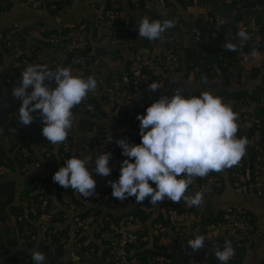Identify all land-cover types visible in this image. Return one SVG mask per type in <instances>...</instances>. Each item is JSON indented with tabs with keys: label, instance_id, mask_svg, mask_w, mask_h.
<instances>
[{
	"label": "built area",
	"instance_id": "obj_1",
	"mask_svg": "<svg viewBox=\"0 0 264 264\" xmlns=\"http://www.w3.org/2000/svg\"><path fill=\"white\" fill-rule=\"evenodd\" d=\"M141 1L143 0H130L133 11L137 12L140 17L148 16L150 20L157 18L161 21L171 19L170 10L172 6L169 0H151L152 4L148 6L142 5ZM197 1L198 10H191L187 14L191 20L189 27L184 26L178 19L175 22V27L177 28L175 34L172 36L165 34L162 39L152 41L159 45L160 43L165 45L164 52L160 53H156V51L144 53L142 50L134 48V40H132L130 30L131 17L121 10L116 0L92 2L90 4L93 10L91 18L85 16L78 23L68 25L69 27L76 25V27L67 33L57 29L45 35V37L34 38L28 26L21 27L19 23H15L2 34L0 41L8 49V56L15 59L12 63L22 70L29 64H44V61L36 55L37 46L30 47L29 51L32 55L29 54V56L25 53L26 45L23 40L30 38L43 47L47 46L64 53L65 57L58 66L70 67L73 75L84 78L92 75L97 79L98 86L95 91L90 92L81 104L74 107L76 109L74 113L77 121L73 123L66 141L59 144L62 149L61 153H59L62 162L69 159L66 156L68 152L71 153V158L77 157L83 159L90 156L92 157V161L95 160L94 151L96 155L103 152H111L112 157L109 166L112 168V171L117 168L120 171L121 162L127 157L122 155V149L117 145L116 140L125 139L130 144H139L141 142V139L138 141L134 140L132 136L134 132H131L132 129L124 128L127 125L129 126V116L145 114L146 108L161 96L167 95L170 98L178 88L176 85L177 81L175 80L176 82L173 83V75L183 69L186 64L183 62L185 51L189 50L192 46L195 47V45L205 40L206 37L214 40L221 37V29L224 23L222 16L213 10L215 9L214 7L212 9L206 7L207 0ZM235 1H238L241 5L240 11L244 15L245 31L250 35L249 40L253 39L251 44L258 43L262 38L260 33L263 24L256 20L255 13L257 11H264V2L247 3L245 0ZM70 2L71 0L65 2V8H67ZM106 2H109L110 6L104 11L103 18H100L97 13L103 11ZM22 3L35 8L48 9L42 0H26ZM53 7L51 6V8ZM224 38L238 45L240 59L241 49L244 48L245 41L240 46L241 40L232 29L224 34ZM118 42L121 43L123 52L128 55L125 59L126 68L122 71L121 69H114L105 72L104 70L108 67L107 59L114 58L117 56V53L111 54L107 50L100 53L95 48L104 43L113 46ZM87 48L90 49L87 51L86 56L81 57L79 52ZM201 50L204 55L209 53L207 47ZM201 50H195L193 54L199 56ZM224 58L223 52L215 56V59H218L217 61H220V63ZM5 68L4 61L0 57V73ZM219 68L220 66L217 62L209 61L205 56H199L196 62H191V66L187 72L188 75L193 77V83L198 87L195 90L197 91L196 96H199L202 91H209L213 95H217L221 87H223L221 77L219 76V72H217ZM149 69H157V71L161 72L160 74L163 73L157 81L161 87L155 93L149 89V85L152 83L148 73ZM99 71L100 73L101 71L104 72V74L102 73L101 76ZM202 76L207 78L208 82L206 84L202 82ZM209 82H212L211 86ZM46 83L49 82L46 81ZM50 86L55 87L56 85L54 82H51ZM183 95L188 96L187 94ZM105 97L107 98L106 100ZM220 97L239 114L237 137H243L247 128L252 127L261 118L257 105L264 107V88L259 92L258 98L251 99L249 96L237 97L226 94ZM92 98H95L99 102L106 114L102 117L92 116V122L99 124V126L95 124L93 126L81 125L79 123L81 118L97 113L94 102L90 101ZM107 120L115 122L114 127H111ZM121 132L123 133L121 134ZM9 134L11 137L17 135L27 137L25 133L20 132L15 127L9 129ZM105 134L110 135V137L104 136ZM79 138L82 139L80 140ZM74 139L81 141L77 144L75 150H73L74 147L72 145ZM111 139L112 141L110 142ZM256 148H260L262 153L256 157L251 165H249L250 153L247 152L238 165L226 168L219 173L211 172L204 178H194V182L189 186L188 190L200 191L204 195H209L219 187L233 185L242 194L264 195V148L260 147V144H257ZM21 153L24 157L27 156V148L23 147ZM35 166H38L37 163ZM114 176L115 174L111 172L108 177L114 179ZM152 187L155 188V184H152ZM92 199H107L112 201L114 197L111 192L95 190L94 195L84 198L83 202L87 205H92ZM56 202L58 203L57 207L65 211V219L67 216L71 217V228H82L85 230L89 226V222L93 223V217L81 219L78 216L82 207H78L74 202H69L65 191L61 193L60 199L56 198ZM41 203L43 208H47L49 204L47 199H43ZM143 209L147 213H150L151 217L155 216L156 206L143 207ZM157 212H161L163 218L160 221L151 222L147 230L145 229L146 225L140 222L134 214L126 212L120 217L117 225L114 226L113 232L104 231L101 233V237L107 239V247L109 248V252L103 260L104 264H141L140 260L133 255V252L142 250L148 245L152 246L154 243L153 237H157L155 241L156 246L168 250L175 245L178 238H182L188 246V241L193 239L197 234L205 236V245L199 251H193L188 246L189 250L187 254L190 257L188 264H193L192 260L198 254H203V250L205 249H222L226 240H230L235 249L234 257L228 261L232 263L237 259L236 243L242 238L254 240L262 233L260 227L250 220L245 210L235 207L227 209L221 218L211 220L206 225L200 222L202 214L195 208H189L188 205H179L178 207V205L174 204H165ZM44 216L45 218H49L46 214ZM17 219L21 221L22 217L18 216ZM48 227L47 225L43 228L40 242L43 246H49V249L56 251L57 244H50V231L46 232ZM27 232L28 230H26ZM220 235L227 236L219 238ZM60 245L67 250L66 254L62 256V260H57L56 264H88L86 256L80 259L75 254L76 247L80 246V243L77 242V237L74 233L70 234L68 241H60ZM145 261L146 264H172L166 259L164 254L158 253L148 255ZM27 262H33L32 264H34V261L29 257L22 259L18 264H27Z\"/></svg>",
	"mask_w": 264,
	"mask_h": 264
},
{
	"label": "clouds",
	"instance_id": "obj_2",
	"mask_svg": "<svg viewBox=\"0 0 264 264\" xmlns=\"http://www.w3.org/2000/svg\"><path fill=\"white\" fill-rule=\"evenodd\" d=\"M136 26L141 39L155 41L175 27V20H150L144 16ZM237 35L240 46L250 39L245 30ZM225 46L228 51L238 50V45L232 42H226ZM255 54L253 51L252 55ZM201 80L207 83L206 77L202 76ZM51 82L56 86L51 87ZM97 86L94 76L73 75L70 67L58 66L52 70L44 64H29L22 70L19 84L12 89V95L21 101L19 122L30 125L37 118L33 113H37L45 140L52 145L62 144L73 127L72 109ZM160 87L159 82L149 85L153 93ZM136 118L140 122L141 142L130 144L125 139L116 140L122 155L127 157L121 162L118 180L109 181L112 196L120 201L134 197L137 204H142L149 199L155 206L167 199L174 203L184 201L189 207L200 206L204 201L203 192L187 194L194 178L238 165L250 143L246 136L237 137L239 114L209 91H202L199 96H185L183 89L177 88L170 98L161 96L146 108L145 114H138ZM111 157V152H103L94 162L90 156L69 158L54 173L53 182L78 192L83 198L91 197L97 182L89 166L94 165L96 174L107 177L112 172ZM204 245V235L197 234L188 241L193 251H199ZM234 255L230 240L225 241L222 249L215 250L220 264H228ZM31 258L34 264H46L45 254L37 249L32 250Z\"/></svg>",
	"mask_w": 264,
	"mask_h": 264
},
{
	"label": "trees",
	"instance_id": "obj_3",
	"mask_svg": "<svg viewBox=\"0 0 264 264\" xmlns=\"http://www.w3.org/2000/svg\"><path fill=\"white\" fill-rule=\"evenodd\" d=\"M26 0H19V2H24ZM69 0H42V2H45L47 10L51 12H58L61 9H65L66 5L65 2ZM72 1V0H71ZM118 1V0H116ZM177 3L182 6L184 5L183 0H175ZM247 3H262L264 0H245ZM235 5V8L237 10H240L241 5L239 4L238 1H232ZM13 5V0H0V15L6 12L7 10L10 9V7ZM51 6H54L51 8ZM110 6L109 2L105 3L104 9L102 12H98L97 15L100 18H103L104 16V11L108 9ZM264 11L256 12V20L262 22V29H261V40L256 43V44H251V41L253 40H247L244 42V48L241 49V57L240 59L246 60L247 62L250 57H252L253 51L255 53L257 52H262L264 53V19H263V14ZM180 22L184 26L189 27L191 25V20L184 16L183 14L179 17ZM176 26V25H175ZM30 30L33 33L34 38H39V37H45V35L50 34L57 29H60L64 33H67L69 30L73 29L76 27V25L71 26V27H66V28H47L42 25V23H36L28 26ZM28 28V29H29ZM233 29L231 24H227L226 22L223 23L222 26V32H221V37L217 40H214L212 38H207L203 41H201L199 44L192 46L185 51V56L183 59V62H185V68H186V73L188 74L187 70L191 66V62L194 61L196 62L198 57H203L205 56L202 54L201 49H205L208 47L210 54H214L213 56H217L221 52H225V45L228 40L224 38V34L228 32L229 30ZM208 33V32H207ZM169 34V30L166 31L163 35ZM231 42V41H229ZM90 48L87 49H82L79 54L81 57L86 56L87 51ZM98 52L103 53L106 50L104 47H97L95 48ZM195 50H201V53H199V56H195L193 52ZM218 60V59H216ZM219 62V61H218ZM222 66V72L223 74V79H225V84H227V89L225 90L224 87H221L220 91L217 93L216 96H222L223 94L226 95H234L237 97H247L249 96L251 99L253 98H258L259 92L264 88V81L261 80L260 78L264 75L261 72L263 71V65H256L254 62L251 65H244V68H240L237 71H234L231 69V65L225 64L224 61H221ZM53 70V69H52ZM151 81L152 82H157L159 80V77L162 76L160 72L154 69H149L148 71ZM234 74L235 78L238 80L240 83L238 87H233L230 84L226 83L230 75ZM190 76V75H189ZM191 80L193 77H189ZM247 80H254L255 82V87L253 90L248 88L249 86L246 85L245 81ZM263 79V78H262ZM177 85V84H176ZM178 88H180L179 85H177ZM197 91H192L191 95H195ZM107 98L105 97V100ZM90 101L95 104V109L97 110V113L89 114L88 117L81 118L79 120V123L81 125H88V126H93V124L99 126V124H96L95 122H92L91 118L93 115L95 116H104L106 113L102 109L101 105L99 102L95 99L92 98ZM257 110L260 112V120L250 128H247L246 132L244 133L243 137H247L250 141V143L247 146V152L250 153V159H249V165L252 164V162L256 159L257 156L261 155V149L256 148L257 144H260V147L264 148V107H260L257 105ZM0 111L2 112L1 119H0V128H2V131H0V143L4 138H9V148L8 150L12 153V156L10 157L9 155L6 154V152L1 149L0 147V170L4 169H10L14 170L13 168H17L19 174L20 173H25L27 166L31 164L32 162L39 161V159L35 156L33 150L30 148L29 142H27L25 139L27 138L26 136L21 137L19 135L15 137H11L9 134V129L11 127H15L19 129L20 132H23V130L19 127V125L16 124L15 119L13 117H9V111L8 108L6 107H1ZM73 113L76 111L75 108L72 109ZM74 116V115H73ZM75 117V116H74ZM73 117V118H74ZM137 116H129V121L128 124L132 127H134L136 124L139 123V121L136 118ZM136 120V122H134ZM77 121L76 119H73V123ZM132 132V130H131ZM24 133V132H23ZM123 132H121L122 134ZM119 134V133H118ZM104 136L110 137V135L105 134ZM134 137V140H140V136H135L132 134ZM1 145V144H0ZM23 147H26L28 150V155L23 156L21 153V149ZM42 147L45 148V153L44 156L47 160V165L50 164L51 166H56L57 165V157L52 154V147L48 143V141H44L42 143ZM61 147H58V155L61 153ZM46 156V154H48ZM70 152L66 153V156L71 158ZM61 160V159H60ZM62 161V160H61ZM111 162V160H110ZM115 176L114 179L109 178L108 176L106 178L113 180H118L120 171L117 169H113L112 171ZM5 173H3L4 175ZM2 175V174H1ZM2 177V180H0V226L3 227V225L9 220L10 216L15 217V224L18 228V234L19 237L21 238L22 242L25 245V248L33 247L34 246V237L36 236L37 229H36V223L39 220V218L43 217L45 214L49 216L48 223L49 227L47 228L46 232L50 231V244L54 243L57 244L56 246V251H53L52 249H49V246H43L42 243L40 242L39 244V249L43 251V253L46 256V262L47 263H52L56 264L55 262L57 260H62V256L66 254V250L60 245V241L64 240L65 242L68 241L70 234L74 233L75 236L77 237V242L80 243V246L76 247V253L80 259H82L84 256H86V260L88 264H104L103 260L106 254L109 252V248L107 247V239H104L101 237V233L104 231H114V226L117 225L118 220L124 213L129 212L134 214V216L143 224L146 225V230L148 229L151 224V222L155 221H160L163 216L161 212H156L154 213L155 216L151 217L150 213H147L143 207H150L153 206L151 205L150 202L145 199V201L142 204H137L136 206H130V202L133 201L136 203L134 197H129L124 201H120L117 198H114L112 201H109L107 199L99 200V199H92L91 203L92 205H87L83 202V197H80V199H77L73 196V190L71 189H65L61 187L58 183H55V195L57 199H60V195L62 192L65 191L68 196L69 202H74L78 207H82L81 211L78 213V216L83 219L86 217H93V223L95 224V231L93 232V238L89 240L86 236H83L82 234V228L75 229L74 227H61L57 228L53 226L52 224L54 223H62L65 220L64 214L65 211L61 210L59 207L55 205V202H53V197L50 194V189L47 188L44 190L42 193H34L30 194L28 191L26 192V195L20 199L21 202L26 203L24 206L23 204H17L15 203V198L17 196L16 192V185L18 184L17 180L13 177ZM34 179L38 181H43L42 177L40 175L34 176ZM96 189L97 191L101 192H111L112 193V188L111 186H106L102 185L100 182L96 180ZM225 186L219 187L216 189L215 192L221 191L224 189ZM32 190V189H31ZM28 193V194H27ZM47 199L48 201V206L47 208H43L42 205V200ZM132 204V203H131ZM170 204V203H167ZM179 207V205H178ZM193 208V207H189ZM33 209V211H32ZM126 209V211L123 210ZM119 211V213H118ZM246 214L249 216L250 220L254 223L257 224L255 221H253L252 216L250 215L249 212L245 211ZM118 213V214H117ZM225 213V211L221 212L220 214L206 218L202 217L200 222L203 225H206L210 223L211 220H215L218 218H221L222 215ZM22 217L21 221L17 219V217ZM26 230L28 232L26 233ZM227 236V235H225ZM224 235H220L219 238L225 237ZM153 245L152 246H145L142 250H137L136 252H133V255L137 259L140 260L141 264H146V258L150 254H164L166 256V259L172 263V264H188L189 262V255L188 253V246L186 242L182 238H178L176 240L175 245L170 249H161L158 246H156V238L153 237ZM253 241V239H247V238H242L240 239L236 244V250H237V259L234 260V262H228V264H238V261L241 258V255L247 248V246L250 245V243ZM152 243V242H151ZM15 243L13 242L12 237H9L8 234H1L0 232V262L1 264H18L22 261V259H25L27 257L31 258V254L27 249L24 248H17L13 249L11 248L10 245H14ZM49 244V245H50ZM27 250V251H26ZM215 250L216 249H205L203 250V255L206 256V259L213 261L215 264H220V261L215 257ZM32 259V258H31ZM70 263V261H68ZM33 262H27V264H32ZM264 264V263H263Z\"/></svg>",
	"mask_w": 264,
	"mask_h": 264
},
{
	"label": "crops",
	"instance_id": "obj_4",
	"mask_svg": "<svg viewBox=\"0 0 264 264\" xmlns=\"http://www.w3.org/2000/svg\"><path fill=\"white\" fill-rule=\"evenodd\" d=\"M98 1L99 0H72L67 6V8L65 9L63 8L58 12H51L45 8L44 9L35 8L25 3L22 2L20 3L19 0H13V5L10 7V9L0 15V38L2 34L8 29H10L12 25L15 23H19V26L21 27L22 26L26 27L36 23H42V25L47 28L48 27L66 28L68 27V25L78 23L85 16H87V18H91V16L93 15V10L90 7V4L92 2H98ZM183 1H184V5L181 6L179 2L177 3L175 0H169L172 6L170 10V16L171 19L175 20V22L179 19V17L182 14L187 18H189L187 14L190 13L191 10L194 9L198 10L197 0H183ZM151 2H152L151 0L141 1L142 5L144 6L145 5L148 6L149 4H152ZM118 3L121 10L126 15L131 17L130 30H131L132 40H134V45H135L134 48L136 50L140 49L144 53H148L151 51H156V53L164 52V46H165L164 44L160 43L159 45L157 43L149 41L146 38L141 39L139 37L138 27L136 26V24L142 17H140L137 12L135 13L133 11V7L130 0H118ZM206 7L211 9L212 7H214L215 9L213 10H215L219 15L222 16L224 22H226L227 24L230 23L231 26L233 27L232 30H234L237 34L240 30H245L244 27L246 25L244 22V15L241 13L240 10H237L235 8V5L231 0H207ZM262 14L264 19V13ZM153 19L156 20L157 18H153ZM176 32H177L176 27L169 29V36H172ZM23 41L25 42L26 45L25 53L29 55L30 54L29 50L31 49L30 47L37 46L36 55L41 60H43L44 64L47 65L50 69H55V67L58 66L65 57L64 53L47 46L43 47L42 45L36 43L30 38H25V40ZM98 47H104V49L110 51L111 54L117 53V56H115L114 58L111 57L107 59L108 67L107 69L104 70L105 72H109L110 70H114V69H121L122 71L123 69L126 68L125 59L127 58L128 55L125 52H123L121 43L119 42L115 43L113 46L104 43L99 45ZM224 50L225 53L223 54L225 58L222 61H224L225 64L227 63V65L229 64L232 66L231 69L233 70V73L234 71H237L240 68H244V65H251L254 62L256 65H263L262 66L263 71L261 73L264 74V53L257 52L254 56L252 55V57L249 58L248 61L251 60V62H247L246 60L243 59L240 61L238 50L228 51L226 46ZM208 52L209 53L205 55V58L208 59L209 61L217 62V64L219 65L220 61L218 62L215 59V56H213L214 54H210V51ZM8 55H9L8 49L6 48L5 44L1 43L0 41V57L4 61V66H6L5 70H3L0 73V108L2 106L8 108L9 117H13L15 119L16 124L19 125V127L27 135V138L25 140L29 142L30 148L33 150L35 156L39 159V161L32 162L31 164H29L27 166L25 173L19 174L17 168H13L14 170H10L8 168L4 170L2 169L0 170V173H2V175H0V180H2V177H6V175H8L7 177H13L15 178V180H17L18 182V184L16 185L17 196L15 198V203L17 204L20 203L23 204L24 206L26 205V203L21 202L20 199H22L26 195L27 191L30 194L41 193V192L43 193L45 189L49 188L51 190L50 194L53 197L52 198L53 202H55V205L58 206V203L56 202V195L54 190L55 182H53L52 177L54 173L58 171L59 167L63 166L64 163L60 160V157L57 152L59 144L52 145L51 143L48 142L52 147V154L58 158L57 159L58 161L55 167L51 166L50 164L47 165L46 163L47 159L43 157L45 153V148L42 147L43 140L46 142L47 140H45V138L42 136L41 130L43 124L39 119L38 114L33 113V115L36 116L37 118L34 119V121L30 125L23 126L19 122L18 111L21 105V101L16 99L12 95V89L19 84L22 69L19 68L17 65L13 64L12 62L15 59H12ZM30 55H32V53ZM217 72H219V76L221 77V81H222L221 84L226 90L228 85L225 84V79H223L222 77L224 74L222 72V66H220ZM102 73L104 74V72L101 71L100 73L101 76ZM189 77L190 76L186 73L185 66L183 67V69L177 71L173 75L174 80L177 81V85H179L180 88L183 89V94H187L188 96H190L192 91H195L198 88L196 84L193 83V80H191V78ZM260 79L264 81V75ZM226 83L230 84L233 87H238L240 84L238 80L235 78L234 74L230 75V78ZM245 83L246 85L249 86L248 88H250L251 90L254 89L255 87L254 80L246 79ZM209 84L211 86L212 82L211 83L209 82ZM1 115L2 112L0 111V119H1ZM73 115L75 116V117L73 116L74 117L73 119H77L75 113H73ZM107 122H109L111 127H114L115 122L111 120L110 121L107 120ZM134 122H136V120ZM139 125L140 122L136 124L134 127L127 125L124 128L132 129V132H134L135 135L140 136ZM8 139L9 138H4L0 143L1 144L0 147L6 152L7 155L11 157L12 153L8 150L9 148ZM79 139L81 140L82 138ZM80 140L77 139L73 140L72 142V145L74 147L73 150H75L77 144L81 142ZM93 154L95 157L97 156L95 151ZM48 155L49 153L46 154V156ZM36 163L38 166H35ZM89 170L92 171V175L95 180L100 182L102 185L110 186L109 181L112 180L96 174L94 171V165H90ZM3 173L5 174L3 175ZM36 175H40L43 181H38L34 179V176ZM195 192L197 191L188 190L187 194L194 195ZM73 196L77 199H80V197H82L78 192L75 191H73ZM147 201L150 202V200ZM133 203L134 202L131 201L130 205L132 206ZM167 203L187 206V204L184 201H181L180 203H174L170 200L165 199L163 202L159 203L158 205H155L156 210H160V208H163V206ZM233 207L249 212L250 215L252 216L253 221H255L262 230L261 235L258 236L256 239H254L249 246H247V248L241 255L240 260L238 261V264H263L264 263V195L255 196L249 194H242L233 185L232 186L227 185L221 191L213 192L210 193L209 195H204V201L200 206H193V208L197 209L202 214V217H206V218L214 217L220 214L221 212L226 211L227 209ZM48 219L49 218H45V216H43L41 217V219H39V221H37L35 225L37 229V233L34 239L33 247L25 248V245L22 242L17 232L18 228L15 224L14 216H10L9 220L3 225V227L0 226V232L1 234L7 233L9 237H12L13 242L15 244L10 246L13 249H17V248L19 249L24 248L29 250L37 249L43 253V251L39 249V244H40L41 235L43 233V228L49 225ZM70 224H71V217L67 216V218L62 223L59 224L53 223L52 225L57 228H61L65 226L71 227ZM88 225L89 226L85 230H83L82 235L86 236L87 238H89V240H91L93 238V232L95 231V224L89 222ZM192 263L215 264L213 261L206 259V257L203 254H198L197 257H195L192 260ZM46 264H52V263L46 262Z\"/></svg>",
	"mask_w": 264,
	"mask_h": 264
},
{
	"label": "water",
	"instance_id": "obj_5",
	"mask_svg": "<svg viewBox=\"0 0 264 264\" xmlns=\"http://www.w3.org/2000/svg\"><path fill=\"white\" fill-rule=\"evenodd\" d=\"M134 205L136 206V205H137V203H135V202H134L132 206H134ZM130 206H131V205H130ZM123 211H126V209H125V210H123ZM27 250H28V251H29V253L31 254L32 250H29V249H27ZM27 250H26V251H27Z\"/></svg>",
	"mask_w": 264,
	"mask_h": 264
},
{
	"label": "rangeland",
	"instance_id": "obj_6",
	"mask_svg": "<svg viewBox=\"0 0 264 264\" xmlns=\"http://www.w3.org/2000/svg\"><path fill=\"white\" fill-rule=\"evenodd\" d=\"M85 115H86V114H85ZM86 116H88V115H86ZM86 116H85V117H86Z\"/></svg>",
	"mask_w": 264,
	"mask_h": 264
}]
</instances>
